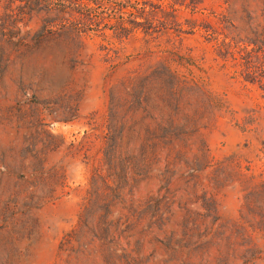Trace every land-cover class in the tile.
<instances>
[{
  "label": "rangeland",
  "instance_id": "rangeland-1",
  "mask_svg": "<svg viewBox=\"0 0 264 264\" xmlns=\"http://www.w3.org/2000/svg\"><path fill=\"white\" fill-rule=\"evenodd\" d=\"M234 7L44 0L0 22V264H264V55ZM108 128L147 174L98 200Z\"/></svg>",
  "mask_w": 264,
  "mask_h": 264
},
{
  "label": "trees",
  "instance_id": "trees-1",
  "mask_svg": "<svg viewBox=\"0 0 264 264\" xmlns=\"http://www.w3.org/2000/svg\"><path fill=\"white\" fill-rule=\"evenodd\" d=\"M7 2L6 8H1L0 0V22H17V19H28L34 20L35 17L44 14L43 12L36 10V7L40 6L44 0H4ZM78 1V0H75ZM230 2L234 7H240V10L234 9L231 15V21H241L246 24L245 28H239L240 34H246V40L249 46H255L258 50V53L264 55V0H226ZM4 9V10H3ZM76 13V12H74ZM70 13V16H75L76 14ZM233 23V22H232ZM232 28H237L234 24ZM7 29L0 27V67L6 68V63L10 60V51L14 43L11 38L6 37ZM257 60L261 58L256 56ZM108 128L106 134V145H105V160H107L108 165L110 166L109 175L105 179L103 174L97 170L93 176V194L98 200H102V183H107L106 181L109 178L114 179L115 182L120 181L124 178L127 181H131L132 189L134 195L141 188L140 175L147 174L146 172V162L145 160L138 159L134 155L129 160L131 166L125 167L119 158L116 157L117 150L115 149L114 144L117 143V136ZM114 146V147H113ZM137 152L135 149L131 150V154ZM140 172V173H139ZM123 196L122 193H120Z\"/></svg>",
  "mask_w": 264,
  "mask_h": 264
}]
</instances>
